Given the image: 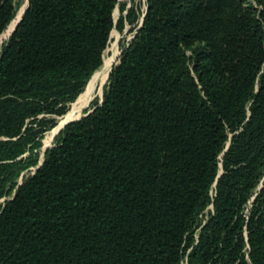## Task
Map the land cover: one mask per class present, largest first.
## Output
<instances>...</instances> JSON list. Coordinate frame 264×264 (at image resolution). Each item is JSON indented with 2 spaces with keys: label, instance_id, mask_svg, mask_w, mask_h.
<instances>
[{
  "label": "trees",
  "instance_id": "trees-1",
  "mask_svg": "<svg viewBox=\"0 0 264 264\" xmlns=\"http://www.w3.org/2000/svg\"><path fill=\"white\" fill-rule=\"evenodd\" d=\"M118 5L30 0L2 47L0 264H264V0H147L40 166L47 117L139 19ZM17 12L0 0V38Z\"/></svg>",
  "mask_w": 264,
  "mask_h": 264
},
{
  "label": "rangeland",
  "instance_id": "rangeland-1",
  "mask_svg": "<svg viewBox=\"0 0 264 264\" xmlns=\"http://www.w3.org/2000/svg\"><path fill=\"white\" fill-rule=\"evenodd\" d=\"M250 1H252V0H250ZM15 2L18 4V12H17V15H16V19H14V21L17 20V18L20 15V13H24V10L27 8V5H28V0H15ZM123 6H125L127 9L134 8V10L139 15V19L134 25L127 24L126 28L124 29L123 32H120L117 28H115L114 31L112 32V35H111V38H110V42H109V46L106 49L105 54H104V56H106L104 62H106L108 60H112L113 61V66L119 63V59H120V56L122 54V51L127 48L129 43L132 41L136 30L141 26L144 14H145V12L147 10V0H119L118 8L116 9L115 14H114L115 23L116 24L118 23L121 15H122V7ZM123 14L126 15L127 11H125ZM132 29H134L135 31H131ZM6 33H7V31L0 38V52L2 50V47H3L4 43L7 42L9 37L11 36V35L7 36ZM111 70H112V68H111ZM111 70H110V72H111ZM110 72H109V75H110ZM95 73H94V75H95ZM108 78H109V76H108ZM108 78L106 80V83H104L105 86H103V95L101 96L100 94H98L99 96L97 95L96 98L88 104V109H90V107L93 104H95L96 102H98V101L101 102L103 100L104 92H105V89H106V84H107ZM90 81H89V83H90ZM86 89H87V87H86ZM86 89H85V91H86ZM86 111L84 110L82 112V114H80V115L82 116V115L86 114L85 113ZM47 118L48 119H54L55 120L54 123L56 124V126L48 129V131H46L44 133L43 139L41 140L42 148H41V153H40V158H39L40 159V165H41L42 160H43L44 150L47 147L53 146L54 143H55V140L60 135L59 133L57 134L56 132L59 129V127H60V125H61V123L63 121V117H59L58 118V117H55V116H49ZM36 169H37V167H32V168H29L28 170L24 171L21 174V177L16 181V183L19 184L25 177H27L28 175H31ZM14 192L15 191H13L12 194ZM7 198H9V197L4 198L2 200V203Z\"/></svg>",
  "mask_w": 264,
  "mask_h": 264
},
{
  "label": "bare ground",
  "instance_id": "bare-ground-1",
  "mask_svg": "<svg viewBox=\"0 0 264 264\" xmlns=\"http://www.w3.org/2000/svg\"><path fill=\"white\" fill-rule=\"evenodd\" d=\"M22 15L23 13H20L17 20H15L12 23V25L8 28L7 33H6L7 36H10L12 34L16 24L21 19ZM112 66H113V61L108 60L104 62L102 67L95 73L86 91L82 94L79 102L76 104L74 108V113L71 115L72 118L77 117L80 114H82L81 110L83 109V107L87 106L91 101H93L98 94H100L101 96L103 95V86H105L104 83H106V80L109 76V72Z\"/></svg>",
  "mask_w": 264,
  "mask_h": 264
},
{
  "label": "water",
  "instance_id": "water-1",
  "mask_svg": "<svg viewBox=\"0 0 264 264\" xmlns=\"http://www.w3.org/2000/svg\"><path fill=\"white\" fill-rule=\"evenodd\" d=\"M29 2H30V0H28V5H27V8L24 10V13H23V15H22V17H21V19L18 21V23L16 24V26H15V28H14V30H13V32L16 30V28L18 27V25L20 24V22L22 21V19H23V16H24V14L26 13V11H27V9H28V7H29ZM118 8V7H117ZM115 18V17H114ZM12 32V33H13ZM89 85V84H88ZM88 87V86H87ZM83 94V93H82ZM81 94V95H82ZM81 95L78 97V99L76 100V102L72 105V107L70 108V110L68 111V113L66 114V115H64V116H62L63 117V121H62V123H61V125H60V127H59V129L57 130V134L59 133H61L69 124H71V123H73V122H76V121H79V120H81V119H83V118H85V117H87L88 115H90L93 111H94V109L93 110H91V111H88L86 114H84V115H79V116H77V117H71V115L74 113V108H75V106H76V104L79 102V100H80V97H81ZM103 103V100L100 102V105ZM88 109V105L87 106H84L83 107V109L81 110V112H83L84 110L86 111ZM80 112V113H81ZM53 146H50V147H48V148H46L45 150H44V153H46V151L48 150V149H50V148H52ZM41 165H42V163H41ZM40 165V166H41ZM39 166V167H40Z\"/></svg>",
  "mask_w": 264,
  "mask_h": 264
}]
</instances>
